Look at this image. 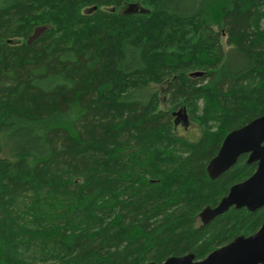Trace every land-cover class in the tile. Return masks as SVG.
Masks as SVG:
<instances>
[{"label":"trees","instance_id":"obj_1","mask_svg":"<svg viewBox=\"0 0 264 264\" xmlns=\"http://www.w3.org/2000/svg\"><path fill=\"white\" fill-rule=\"evenodd\" d=\"M263 115L264 0H0V264L197 261L253 235L264 208L200 213L255 172L207 165Z\"/></svg>","mask_w":264,"mask_h":264},{"label":"water","instance_id":"obj_2","mask_svg":"<svg viewBox=\"0 0 264 264\" xmlns=\"http://www.w3.org/2000/svg\"><path fill=\"white\" fill-rule=\"evenodd\" d=\"M42 31L44 28L37 29L28 43ZM195 75L201 76L202 73ZM245 155L247 164H256L255 172L243 182L233 185L215 207L202 210L200 219L204 224L212 222L231 208H245L248 212L264 208V115L226 135L216 156L207 165L209 177L218 178ZM162 264H264V219L253 235L238 236L202 260L196 261L194 255L189 254L171 257Z\"/></svg>","mask_w":264,"mask_h":264},{"label":"rangeland","instance_id":"obj_3","mask_svg":"<svg viewBox=\"0 0 264 264\" xmlns=\"http://www.w3.org/2000/svg\"><path fill=\"white\" fill-rule=\"evenodd\" d=\"M215 28V27H214ZM222 44H223V47L225 50H227V46H226V38H223L221 40ZM163 103V101H162ZM176 132L178 133V135L180 136H184L186 138H188L189 140H196L198 135H199V131H198V128L196 126V124L194 123H190L188 125H182V124H178L176 125Z\"/></svg>","mask_w":264,"mask_h":264}]
</instances>
